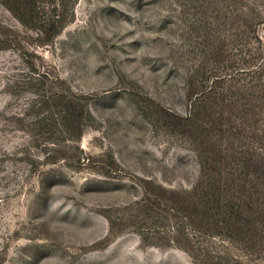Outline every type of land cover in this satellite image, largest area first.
Masks as SVG:
<instances>
[{"label": "rangeland", "instance_id": "374dc122", "mask_svg": "<svg viewBox=\"0 0 264 264\" xmlns=\"http://www.w3.org/2000/svg\"><path fill=\"white\" fill-rule=\"evenodd\" d=\"M0 264H264V0H0Z\"/></svg>", "mask_w": 264, "mask_h": 264}]
</instances>
